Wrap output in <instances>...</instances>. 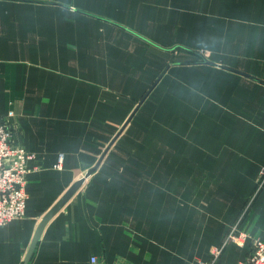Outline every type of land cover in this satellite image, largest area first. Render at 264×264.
I'll use <instances>...</instances> for the list:
<instances>
[{"label": "crops", "instance_id": "1", "mask_svg": "<svg viewBox=\"0 0 264 264\" xmlns=\"http://www.w3.org/2000/svg\"><path fill=\"white\" fill-rule=\"evenodd\" d=\"M0 117L34 156L0 264H237L264 242V0H0Z\"/></svg>", "mask_w": 264, "mask_h": 264}, {"label": "built area", "instance_id": "2", "mask_svg": "<svg viewBox=\"0 0 264 264\" xmlns=\"http://www.w3.org/2000/svg\"><path fill=\"white\" fill-rule=\"evenodd\" d=\"M34 156L28 154L13 141L12 131L6 119L0 117V226L24 218L25 176L28 173V162ZM61 161V158H59ZM244 236H228L218 248H212L210 254L214 263L223 247L228 242L242 246ZM89 264H102L95 256L90 257ZM237 264H264V242L253 241L250 254Z\"/></svg>", "mask_w": 264, "mask_h": 264}, {"label": "water", "instance_id": "3", "mask_svg": "<svg viewBox=\"0 0 264 264\" xmlns=\"http://www.w3.org/2000/svg\"><path fill=\"white\" fill-rule=\"evenodd\" d=\"M95 167H93L92 169H90L85 177H88L93 171H94ZM82 180H80L78 183L74 184L73 187L67 192V194L49 211V213L47 214V218H49L50 216H52L56 211H58L62 205L67 201V199L70 197L71 193L81 185Z\"/></svg>", "mask_w": 264, "mask_h": 264}]
</instances>
